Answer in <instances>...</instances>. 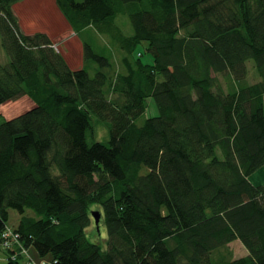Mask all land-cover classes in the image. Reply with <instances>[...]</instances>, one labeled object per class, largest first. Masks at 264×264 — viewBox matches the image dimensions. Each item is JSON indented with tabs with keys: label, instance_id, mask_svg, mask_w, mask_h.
I'll use <instances>...</instances> for the list:
<instances>
[{
	"label": "trees",
	"instance_id": "obj_1",
	"mask_svg": "<svg viewBox=\"0 0 264 264\" xmlns=\"http://www.w3.org/2000/svg\"><path fill=\"white\" fill-rule=\"evenodd\" d=\"M19 1L0 0V104L34 106L0 123V264H24L1 246L10 209L51 264H264V0H55L78 68L21 30Z\"/></svg>",
	"mask_w": 264,
	"mask_h": 264
},
{
	"label": "rangeland",
	"instance_id": "obj_2",
	"mask_svg": "<svg viewBox=\"0 0 264 264\" xmlns=\"http://www.w3.org/2000/svg\"><path fill=\"white\" fill-rule=\"evenodd\" d=\"M23 1V2H22ZM16 5V10L18 11L16 17L19 23V26L22 30L26 27H34V28H42L46 34L49 33V37L53 42L55 49L60 51L64 57L67 58L68 62L76 67L82 63V45L78 36L71 30L65 18H63L62 14L59 12L54 0H22ZM21 24V25H20ZM23 25V27H22ZM48 32V33H47ZM138 50L144 51V44L140 45ZM142 59L146 62L151 61V56L144 52ZM8 60V57L2 48L1 39H0V63H5ZM258 80V74L253 66L252 61L247 62V81L255 82ZM23 101L18 102L17 105L13 106L14 110L12 114L10 112H0V123L4 119H9L18 115L21 111L24 112L27 109H30L34 106L33 101L25 96ZM13 102V101H12ZM32 102V103H31ZM146 114L148 116H153L157 114V110L153 101V98L149 97L147 99V109ZM96 121V120H95ZM96 129V140L106 142L108 140V132L107 127L102 122H95ZM91 210H98L101 213V209L99 206H92ZM26 214L35 215L33 211L26 210ZM91 216V224L87 228L88 237L97 241L104 248L106 246L105 238H106V228L101 219H99V223L96 224L94 219ZM19 221V213L15 209L9 210V218L7 224L10 226H17ZM238 243H233L231 246L233 247L234 252L238 251ZM244 248V247H243ZM29 254L36 264H51L52 256L51 254H47L45 256H40L36 249L33 246L28 247ZM3 254L0 252V258L2 259Z\"/></svg>",
	"mask_w": 264,
	"mask_h": 264
},
{
	"label": "crops",
	"instance_id": "obj_3",
	"mask_svg": "<svg viewBox=\"0 0 264 264\" xmlns=\"http://www.w3.org/2000/svg\"><path fill=\"white\" fill-rule=\"evenodd\" d=\"M25 1V0H24ZM48 2H49V0H47ZM23 2V1H22ZM22 2H17L15 5H14V13L17 15L18 13V11L16 10V5L18 4V3H22ZM54 2H55V0H54ZM60 12V11H59ZM64 18V17H63ZM68 24V23H67ZM21 25V24H20ZM69 25V24H68ZM22 27H23V25H22ZM70 27V26H69ZM21 28V27H20ZM24 30H25V32L22 30V28H21V30L24 32V33H26V34H31V33H34V32H37V31H44V29H42V28H39V27H37V28H34V27H24L23 28ZM72 30V29H71ZM48 33V32H47ZM48 35H49V33H48ZM50 36V35H49ZM66 58V57H65ZM66 60H67V58H66ZM67 62H68V60H67ZM69 63V62H68ZM82 64V63H81ZM81 64L79 65V66H76V67H74V66H72L70 63H69V65L72 67V68H78V67H80L81 66ZM24 97L25 96H22V97H20V98H18V99H16V100H11V101H7V102H5V103H2V104H0V112H3V113H6V112H10V109H12L11 110V113H8V114H12V112H13V106H15V105H17V103L18 102H20V101H23L22 99H24ZM13 101V102H12ZM16 101H18V102H16ZM32 103V102H31ZM20 113H22V111L20 112ZM20 113H18V114H20ZM8 118H10V117H8ZM249 180L253 183V184H255V185H259V184H264V165L262 166V167H260L259 169H257L256 171H254L250 176H249ZM238 243L237 244V246H238V251H236V252H234L235 254H236V256H238V255H245L246 253H247V251H246V249L245 248H243V246L238 242V241H234V242H232L231 243V245L233 244V243Z\"/></svg>",
	"mask_w": 264,
	"mask_h": 264
},
{
	"label": "built area",
	"instance_id": "obj_4",
	"mask_svg": "<svg viewBox=\"0 0 264 264\" xmlns=\"http://www.w3.org/2000/svg\"><path fill=\"white\" fill-rule=\"evenodd\" d=\"M54 46V45H53ZM1 246L5 249H10L13 251L12 259L22 256L24 264H36L29 254L28 248L23 246L15 230L10 226H5L1 234Z\"/></svg>",
	"mask_w": 264,
	"mask_h": 264
},
{
	"label": "water",
	"instance_id": "obj_5",
	"mask_svg": "<svg viewBox=\"0 0 264 264\" xmlns=\"http://www.w3.org/2000/svg\"><path fill=\"white\" fill-rule=\"evenodd\" d=\"M91 215L94 218V222L96 224H98L99 223L100 216H101V213L98 210H92L91 211Z\"/></svg>",
	"mask_w": 264,
	"mask_h": 264
}]
</instances>
